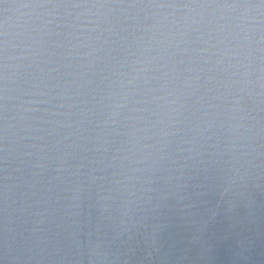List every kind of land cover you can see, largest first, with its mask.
<instances>
[{
  "label": "clouds",
  "instance_id": "9594fccd",
  "mask_svg": "<svg viewBox=\"0 0 264 264\" xmlns=\"http://www.w3.org/2000/svg\"><path fill=\"white\" fill-rule=\"evenodd\" d=\"M0 264H264V0H0Z\"/></svg>",
  "mask_w": 264,
  "mask_h": 264
}]
</instances>
